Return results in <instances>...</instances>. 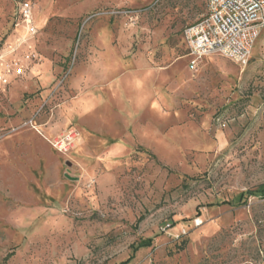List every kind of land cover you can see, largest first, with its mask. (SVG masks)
I'll list each match as a JSON object with an SVG mask.
<instances>
[{
	"label": "rangeland",
	"instance_id": "374dc122",
	"mask_svg": "<svg viewBox=\"0 0 264 264\" xmlns=\"http://www.w3.org/2000/svg\"><path fill=\"white\" fill-rule=\"evenodd\" d=\"M206 9L0 0V264H264V30L192 71Z\"/></svg>",
	"mask_w": 264,
	"mask_h": 264
},
{
	"label": "built area",
	"instance_id": "2783aa9c",
	"mask_svg": "<svg viewBox=\"0 0 264 264\" xmlns=\"http://www.w3.org/2000/svg\"><path fill=\"white\" fill-rule=\"evenodd\" d=\"M205 15L183 32L186 57L190 69L196 71L204 59L220 56L235 64L246 65L251 51L264 30V0H206ZM20 24L29 36L37 33L34 23V8L29 1L19 5ZM16 76L24 71L17 67ZM5 84L8 82L0 78ZM75 139L74 131L53 141L62 153L70 150Z\"/></svg>",
	"mask_w": 264,
	"mask_h": 264
},
{
	"label": "trees",
	"instance_id": "16d2710c",
	"mask_svg": "<svg viewBox=\"0 0 264 264\" xmlns=\"http://www.w3.org/2000/svg\"><path fill=\"white\" fill-rule=\"evenodd\" d=\"M259 193L264 195V191H258ZM153 245V239L149 238V239H145L143 241H141L138 245L133 247V255L126 260L125 262L121 263V264H128L130 263V261L134 258V255L139 252L141 249H145V248H149Z\"/></svg>",
	"mask_w": 264,
	"mask_h": 264
},
{
	"label": "crops",
	"instance_id": "0c3cea01",
	"mask_svg": "<svg viewBox=\"0 0 264 264\" xmlns=\"http://www.w3.org/2000/svg\"><path fill=\"white\" fill-rule=\"evenodd\" d=\"M204 62V61H203Z\"/></svg>",
	"mask_w": 264,
	"mask_h": 264
}]
</instances>
